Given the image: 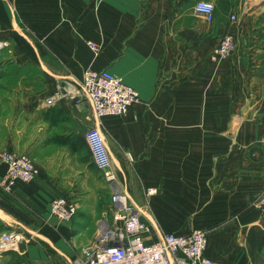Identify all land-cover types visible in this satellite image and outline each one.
<instances>
[{
	"label": "crops",
	"instance_id": "0c3cea01",
	"mask_svg": "<svg viewBox=\"0 0 264 264\" xmlns=\"http://www.w3.org/2000/svg\"><path fill=\"white\" fill-rule=\"evenodd\" d=\"M196 1L0 0V176L4 152H25L37 168L0 191V220L24 228L23 264H71L77 248L93 244L84 217L48 212L62 195L97 210L96 226L104 216L111 188L107 199L83 153L92 125L117 186L150 226L147 241L202 228L212 260L264 264V210L254 205L264 186V0H208L210 21L194 12ZM227 33L234 51L211 61ZM86 68L121 77L139 101L100 120L85 99L44 105L57 82Z\"/></svg>",
	"mask_w": 264,
	"mask_h": 264
},
{
	"label": "built area",
	"instance_id": "2783aa9c",
	"mask_svg": "<svg viewBox=\"0 0 264 264\" xmlns=\"http://www.w3.org/2000/svg\"><path fill=\"white\" fill-rule=\"evenodd\" d=\"M193 10L210 21L214 4L208 0H197ZM3 45L4 42L0 41V49ZM88 46L94 54L99 52L97 43L88 41ZM234 47V36L230 33L223 35L212 50L210 60L219 61L229 56ZM84 99L89 102L93 117L100 120L104 116L126 113L132 104L139 101V94L121 77L106 69L86 68L76 81L57 82L51 95L45 98L44 105L53 106L60 100L80 102ZM83 139L93 166L111 188L110 219L98 222L93 244L82 249L81 257H76L74 264H222L205 255L207 233L202 228L186 234L168 232L157 241H147L144 234L149 233L150 226L142 220L139 209L129 200L127 193L117 186L101 130L96 125L89 126L83 133ZM1 160L5 166L0 176L2 192H10L18 182L30 181L37 174V168L25 152H4ZM154 192L155 188H147L145 195ZM254 205L264 210V186ZM76 211V204L62 195L52 198L48 204V212L59 220H71ZM22 240L23 236L18 231L2 232L0 249L19 252Z\"/></svg>",
	"mask_w": 264,
	"mask_h": 264
},
{
	"label": "rangeland",
	"instance_id": "374dc122",
	"mask_svg": "<svg viewBox=\"0 0 264 264\" xmlns=\"http://www.w3.org/2000/svg\"><path fill=\"white\" fill-rule=\"evenodd\" d=\"M252 9V8H251ZM262 36H264V32H262V33H260L259 34V37H262ZM263 42V41H262ZM85 155L84 156H86V158L89 160V163H90V166L91 167H94L93 166V164H92V162H91V159H90V156H89V152H88V150H87V147H86V150H84V152H83ZM96 177L99 179V180H103L102 182H103V184H106V187H107V194H108V189L110 190V186H109V184L104 180V179H101V177L97 174V172H96ZM96 195L97 196H100L101 198H102V194H101V192L100 193H96ZM108 197H109V194L107 195V199H108ZM94 211H97V210H89V209H87V208H79V209H77V211H76V214H75V216L73 217V218H76V219H78L79 217H84V231H85V233L83 234V236L84 237H88V236H91L92 235V233H93V230L95 229V233H97V226H96V224H95V221L93 220L92 221V218H94V216H93V213H94ZM105 213H104V216L103 217H101L102 219L104 218V219H110V216H109V211H108V207H105ZM72 218V219H73ZM100 218V219H101ZM3 224H4V226L2 227V229L0 230V234L2 233V232H5V231H13V230H19L21 233H22V235L23 236H25L26 237V235H25V232L23 231L24 230V228H23V226L20 224V223H17V222H14L12 225H10V224H7V223H5V221H2V220H0ZM100 220H98V222H99ZM93 226V227H92ZM96 228H95V227ZM86 235V236H85ZM76 241H80V239L79 238H76ZM83 242L84 241H86V240H82ZM94 241V240H93ZM24 242V239L22 240V242L21 243H23ZM76 244H77V242H76ZM21 245V244H20ZM78 246V244L76 245V247ZM21 247V246H20ZM81 253H82V249L81 248H77L76 249V252L74 251V254H73V257L72 258H70V260H71V264H74L73 262H74V259L76 258V257H81ZM18 257H20V255H19V252H17V251H15V250H12V249H6V250H2V249H0V264H17V262H18Z\"/></svg>",
	"mask_w": 264,
	"mask_h": 264
},
{
	"label": "trees",
	"instance_id": "16d2710c",
	"mask_svg": "<svg viewBox=\"0 0 264 264\" xmlns=\"http://www.w3.org/2000/svg\"><path fill=\"white\" fill-rule=\"evenodd\" d=\"M51 115H54V114H51ZM56 138H58L57 136H56ZM60 138V140H61V137H59ZM83 142L85 143V141H84V139H83ZM61 143H67V141L65 140V138H64V140H62L61 141ZM86 144V143H85ZM68 145L72 148V149H76V147L72 144V143H68ZM87 147V146H86ZM88 150V149H87ZM89 152V151H88ZM89 156H90V154H89ZM4 226V224L0 221V230L2 229V227ZM20 255V254H19ZM23 261H24V259H23V257L20 255V257H18V262H17V264H23Z\"/></svg>",
	"mask_w": 264,
	"mask_h": 264
}]
</instances>
